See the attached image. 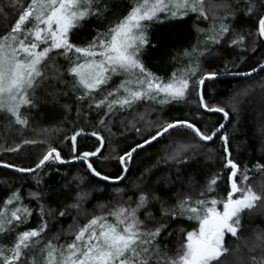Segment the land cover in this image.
I'll return each mask as SVG.
<instances>
[{
  "label": "snow or ice",
  "instance_id": "snow-or-ice-1",
  "mask_svg": "<svg viewBox=\"0 0 264 264\" xmlns=\"http://www.w3.org/2000/svg\"><path fill=\"white\" fill-rule=\"evenodd\" d=\"M208 8L205 0H133L130 4L122 0H26L23 4L21 0H0V15L7 19L12 12L16 13L9 30L0 35V112L7 117L10 134L21 132L29 125L30 118L25 113L39 104L38 89L51 88L55 102L58 85L64 83L75 95L77 119L81 118L86 104L84 115L95 110L101 130L112 134L115 126L118 135L133 130L140 137L117 157L115 176L98 170L91 159L98 155L111 159L103 157L106 136L101 130L90 132L98 138L97 146L80 151L78 137L89 135L86 127L76 128L70 137H64L70 148L67 159L60 149L49 146L34 166L6 163L7 168L33 173L39 186L37 169L49 162L81 161L86 162L87 170L95 177L125 181L139 150L159 142L166 134L178 137L170 142L158 161L169 169L175 167V173L169 172L153 181L154 172L145 169L133 185L136 192L132 196L107 211H104L106 206H101L100 214H92L87 223L75 230L70 241L61 242L59 233L49 237L46 217L55 220L68 214V207L80 208L90 195L80 187L83 177L74 178L79 180L76 189H71L65 179L61 187H68L75 195L70 205L58 201L57 208L47 204L54 192L39 187L35 191L29 189L26 203L20 187L10 189L0 200V239L11 240L0 243V264H224L222 257L230 251L225 245L226 233L239 239L242 215L245 210L264 205V190H255L248 183V167L241 171V165L231 158L229 136L226 132L220 134L225 127L223 123L203 129L189 119L145 120L149 108L159 112L164 105L185 102L193 88L203 109L222 113L225 119L229 117L224 107L205 100L204 88L207 80L231 74L229 65L234 67L235 62L225 61L223 72L209 70L198 75L200 59L213 55L216 48L240 49L238 57L259 49L257 66L242 74L264 71V0H247L243 14L255 20L250 26L238 22L237 10L232 8L230 0H218ZM190 14H196L200 22L210 21L209 27L197 25L198 33L204 34L202 39L181 53L188 57L189 64L174 70L167 78L161 77L143 60L146 48L162 46V42L154 44L149 39V29L158 21ZM85 26L93 27L95 35L86 44L73 42L74 32ZM59 57L64 58V64L58 62ZM217 58L223 60V55ZM66 75L70 80L65 79ZM141 105H147L145 112L133 115ZM62 107L66 112L72 110L71 105ZM214 138L223 141L227 154L224 166L229 169L230 187L225 189V196L216 192L219 173L212 174L199 188L195 186V177L184 176V170L198 162V146L207 147L202 142H213ZM35 143L36 140L21 139L7 150L18 152L22 145ZM255 167L264 171V163L257 162ZM177 182L182 188L187 184V190L177 193L175 202L170 203L171 197L165 198L163 185H168L170 191ZM116 191L124 192V189L118 187ZM31 201L36 202L39 211L38 226L29 225L37 210ZM185 220L196 221V226L191 230L180 229L179 248L173 253L164 240L172 235L173 224ZM256 249H260V255L251 256L252 264H264V232L256 234L250 251Z\"/></svg>",
  "mask_w": 264,
  "mask_h": 264
},
{
  "label": "trees",
  "instance_id": "trees-1",
  "mask_svg": "<svg viewBox=\"0 0 264 264\" xmlns=\"http://www.w3.org/2000/svg\"><path fill=\"white\" fill-rule=\"evenodd\" d=\"M26 0H21V4ZM123 3H132L133 0H122ZM218 2V0H205L206 8L209 4ZM247 0H230L232 8L237 10L239 23L250 26L255 23L254 19H249L243 14V9ZM211 16V9L208 8ZM15 12L6 19L0 15V35L9 30L10 24L14 22ZM210 21L200 22L196 18V14H190L186 17H172L163 21H158L149 29V39L153 43L162 42V46L156 48H146L143 56L146 66L157 75L167 78L176 69H182L189 64L188 57L181 53L197 43L198 39H202L203 33H198L197 25L200 28L207 29ZM95 35L93 27H81L72 35V40L78 44H86L92 36ZM240 49L232 51L231 49L216 48L214 54L200 59L201 73L203 71L218 70L224 71L223 63L225 61L235 62L233 67L229 65L231 74H239L249 72L252 67L257 66L260 60L259 49L256 53H248L245 56L238 57ZM223 55V60L218 59ZM175 57V59H174ZM195 59V57H194ZM58 62L64 64V58L59 57ZM228 74V75H231ZM66 80L70 77L65 76ZM196 78L193 77V80ZM67 92L65 96L62 93ZM205 100L209 104L220 105L229 112V122L220 134L227 133L229 136L228 149L231 158L235 159L241 165V171L245 166L249 170V181L255 190H264V171L258 170L255 166L257 162L264 163V71L252 77L239 80H208L205 83ZM52 89L41 87L37 90L36 96L40 98L39 104L31 109V112L25 114L29 116L30 123L21 132L10 134L7 129V117L0 112V163L17 164L23 167L34 166L38 163L39 158L44 154L49 146H55L62 151V155L67 159L70 155L69 141L64 137H70L72 132L79 127H86L88 133L92 130H101L97 124V116L95 110L88 115L87 105L85 104L84 112L81 118L77 119V105L73 103L75 95L70 87L64 83L58 85V95L56 101L52 100ZM71 105L72 110L66 112L63 105ZM147 105H141L133 112H145ZM154 107H160L154 105ZM22 111H24L22 109ZM149 115L145 120H170V119H189L197 122L198 126L203 129H210L224 122L222 114L206 113L202 110L197 91L193 89L182 103L167 104L163 106V111H151L148 109ZM199 113V114H197ZM130 119V118H129ZM119 118L117 120V123ZM19 127V126H17ZM120 131L123 129L120 128ZM117 127H113V133L109 134L106 129L101 130L106 136L105 148L102 149L103 157H111L105 159L101 156L93 158L94 166L98 170L103 171L107 175L115 176L118 174L117 157L123 154V150L134 140H139L133 130L125 132L123 135L116 134ZM147 132L144 133L147 136ZM21 139L36 140L35 144L22 145L18 152H10L7 149L19 142ZM178 137H161L159 142L152 143V146L139 150V154L135 155L134 162L130 166V172L127 180L118 184H109L95 178L87 170L82 163H73L71 165H60L57 162H49L45 167L36 171L35 175L41 180L37 186L34 174H22L8 169L0 168V200L5 197L12 188L20 187L21 192L25 196V202H29L27 192L29 189L35 191L37 187L41 190L54 192L47 200L48 207L57 208L58 201H62L64 205H70L73 202L75 193L64 185L65 179L71 186L76 189L79 183L78 179L83 177L84 183L80 187L89 192L90 195L83 200L79 209L68 207L67 213L63 217L53 219L51 216L46 217L49 221L50 231L48 236L59 233L60 241H70L74 238L75 230L84 223L92 214H100L101 206L104 211L115 206L121 200H127L132 196L136 189L133 185L140 177V173L145 169H152L154 175L152 180L158 177H165L169 172L175 173V167L171 169L163 163H159L160 157L165 154L170 142ZM191 140V137H188ZM207 147L198 146V154L196 156L197 163L184 170L186 178L195 177V186L199 188L204 185L212 174L219 173L220 179L217 181L218 187L216 192L220 196H225V189L230 187L228 181L229 169L225 167L223 141L214 138L213 142L205 143ZM97 146V139L91 137H78V147L80 151L93 150ZM209 156L211 158H209ZM239 175V173H238ZM123 188L124 192H117V188ZM159 187V186H158ZM165 198L171 197L170 203H174L176 194H183L187 190V184L181 187L177 182L169 191L168 185H163ZM138 195V193H137ZM31 206L37 209L35 201H31ZM221 207V205H218ZM39 211H34L32 220L29 221L30 226H38ZM196 226V221L185 220L180 224H173L174 229L172 235L167 236L164 243L168 245L171 252H175L179 248L181 239L180 229L191 230ZM264 232V205L257 206L254 210H245L241 217V226L238 232L239 239L231 235L225 236V245L229 248L222 260L224 264H252L251 256L260 255V249L250 251L253 243L256 241V234ZM10 238L0 239V243H10Z\"/></svg>",
  "mask_w": 264,
  "mask_h": 264
},
{
  "label": "water",
  "instance_id": "water-1",
  "mask_svg": "<svg viewBox=\"0 0 264 264\" xmlns=\"http://www.w3.org/2000/svg\"><path fill=\"white\" fill-rule=\"evenodd\" d=\"M262 71H258V72H256V73H252L251 75H243L242 73H239V74H231V75H221V76H219V77H217V78H215L214 80H239V79H246V78H249V77H252V76H254V75H256V74H258V73H261ZM246 73H248V72H246ZM208 81V80H207ZM206 81V82H207ZM205 82V83H206ZM198 97H199V95H198ZM202 108V107H201ZM202 110L204 111V112H206V113H219V112H210V111H208V110H206V109H203L202 108ZM219 114H222V113H219ZM223 115V114H222ZM228 122H229V117L228 118H224V122H223V124L225 125V127L223 128V129H225L226 127H227V125H228ZM223 129H221L220 131H222ZM87 137H91V138H95V139H98V138H96V137H92L91 135H90V133H89V135L87 136ZM160 139V138H159ZM154 143V142H153ZM205 143H210V142H205ZM145 147H147V146H145ZM97 157V156H96ZM93 158H95V157H93ZM93 158H91V159H93ZM58 164H60V165H71V164H73V163H82V164H84L86 167H87V164H86V162H81V161H69L68 163H64V164H62V163H60V162H57ZM0 168H3V169H8V170H11V171H15V169H9V168H7L5 165H1L0 164ZM39 169H37L36 171H38ZM16 172V171H15ZM22 174H32V173H22ZM93 175V174H92ZM94 176V175H93ZM95 177V176H94ZM95 178H97L98 180H100V181H102V182H105V183H109V184H118V183H120V182H122V181H104L102 178H100V177H95Z\"/></svg>",
  "mask_w": 264,
  "mask_h": 264
},
{
  "label": "rangeland",
  "instance_id": "rangeland-1",
  "mask_svg": "<svg viewBox=\"0 0 264 264\" xmlns=\"http://www.w3.org/2000/svg\"><path fill=\"white\" fill-rule=\"evenodd\" d=\"M113 79L115 80L116 83H119V79H117V78H115V77H114ZM121 79H122V78H121ZM221 207H222V205H221ZM228 234L231 235L230 233H226V235H228ZM226 235H225V236H226Z\"/></svg>",
  "mask_w": 264,
  "mask_h": 264
},
{
  "label": "bare ground",
  "instance_id": "bare-ground-1",
  "mask_svg": "<svg viewBox=\"0 0 264 264\" xmlns=\"http://www.w3.org/2000/svg\"><path fill=\"white\" fill-rule=\"evenodd\" d=\"M76 164H78V163H76Z\"/></svg>",
  "mask_w": 264,
  "mask_h": 264
}]
</instances>
